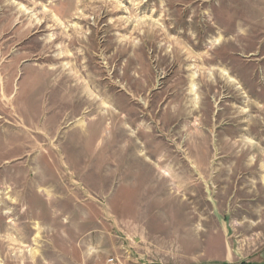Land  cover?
Segmentation results:
<instances>
[{
    "label": "rangeland",
    "instance_id": "374dc122",
    "mask_svg": "<svg viewBox=\"0 0 264 264\" xmlns=\"http://www.w3.org/2000/svg\"><path fill=\"white\" fill-rule=\"evenodd\" d=\"M237 240L264 242V0H0V264Z\"/></svg>",
    "mask_w": 264,
    "mask_h": 264
},
{
    "label": "crops",
    "instance_id": "0c3cea01",
    "mask_svg": "<svg viewBox=\"0 0 264 264\" xmlns=\"http://www.w3.org/2000/svg\"><path fill=\"white\" fill-rule=\"evenodd\" d=\"M243 242L237 240V246L231 249L230 254L223 262L227 264H264V242H261L258 247L256 246L247 251L244 250ZM234 250H236V253H234Z\"/></svg>",
    "mask_w": 264,
    "mask_h": 264
},
{
    "label": "bare ground",
    "instance_id": "6f19581e",
    "mask_svg": "<svg viewBox=\"0 0 264 264\" xmlns=\"http://www.w3.org/2000/svg\"><path fill=\"white\" fill-rule=\"evenodd\" d=\"M215 22V21H214ZM70 36V35H69ZM195 79V78H194ZM195 84V83H194ZM192 83L191 88L195 89V85ZM193 92V91H192ZM143 129V128H142ZM125 131V130H124ZM249 131V130H248ZM132 142V141H131ZM259 191V190H258ZM9 252V251H8Z\"/></svg>",
    "mask_w": 264,
    "mask_h": 264
}]
</instances>
